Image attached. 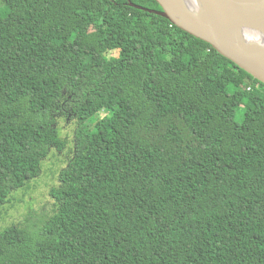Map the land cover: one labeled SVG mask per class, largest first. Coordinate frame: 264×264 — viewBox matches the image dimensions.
Returning a JSON list of instances; mask_svg holds the SVG:
<instances>
[{
    "label": "trees",
    "instance_id": "1",
    "mask_svg": "<svg viewBox=\"0 0 264 264\" xmlns=\"http://www.w3.org/2000/svg\"><path fill=\"white\" fill-rule=\"evenodd\" d=\"M131 5L0 0V208L71 144L0 264H264V85Z\"/></svg>",
    "mask_w": 264,
    "mask_h": 264
},
{
    "label": "water",
    "instance_id": "2",
    "mask_svg": "<svg viewBox=\"0 0 264 264\" xmlns=\"http://www.w3.org/2000/svg\"><path fill=\"white\" fill-rule=\"evenodd\" d=\"M154 1L162 11L131 6L168 20L264 85V0Z\"/></svg>",
    "mask_w": 264,
    "mask_h": 264
},
{
    "label": "rangeland",
    "instance_id": "3",
    "mask_svg": "<svg viewBox=\"0 0 264 264\" xmlns=\"http://www.w3.org/2000/svg\"><path fill=\"white\" fill-rule=\"evenodd\" d=\"M245 110L242 108L237 113L238 123L245 119ZM61 135L67 136V141H72L75 122L61 123ZM66 150L51 149L44 159L40 174L29 184L10 195L9 203L0 208V230L13 225L25 224L27 218L38 216H51L55 209V200L51 196V190L59 185V174L67 165L71 144ZM43 208H46L43 211Z\"/></svg>",
    "mask_w": 264,
    "mask_h": 264
},
{
    "label": "bare ground",
    "instance_id": "4",
    "mask_svg": "<svg viewBox=\"0 0 264 264\" xmlns=\"http://www.w3.org/2000/svg\"><path fill=\"white\" fill-rule=\"evenodd\" d=\"M195 13L196 14H201L202 13V11L200 10L198 5H196V7H195Z\"/></svg>",
    "mask_w": 264,
    "mask_h": 264
}]
</instances>
